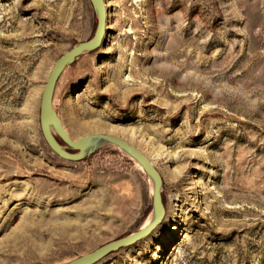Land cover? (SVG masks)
I'll list each match as a JSON object with an SVG mask.
<instances>
[{"label": "rangeland", "instance_id": "1", "mask_svg": "<svg viewBox=\"0 0 264 264\" xmlns=\"http://www.w3.org/2000/svg\"><path fill=\"white\" fill-rule=\"evenodd\" d=\"M105 1L103 45L65 69L53 106L74 141L134 132L166 216L98 264H264V0ZM97 24L89 0H0V264H69L154 216L153 180L124 151L69 162L42 134L51 70Z\"/></svg>", "mask_w": 264, "mask_h": 264}, {"label": "water", "instance_id": "2", "mask_svg": "<svg viewBox=\"0 0 264 264\" xmlns=\"http://www.w3.org/2000/svg\"><path fill=\"white\" fill-rule=\"evenodd\" d=\"M96 12L98 24L94 37L85 43L76 45L70 52L64 54L51 70L48 81L45 85L40 109V124L43 137L49 148L61 159L69 162H82L86 157L91 156L104 144H111L135 160L153 180L154 183V220L145 228L131 234L128 237L111 242L95 252L78 258L69 264H98L110 255L124 249L135 246L143 239L149 237L154 230L163 222L166 216L165 205L162 200L161 190L163 180L153 163L138 149L128 142L105 134L87 135L77 141L72 140L62 126V122L54 109L53 101L57 83L60 76L68 66L85 53H92L101 48L107 32V8L105 0H89ZM57 137L66 145L64 148ZM74 152V153H72Z\"/></svg>", "mask_w": 264, "mask_h": 264}, {"label": "bare ground", "instance_id": "3", "mask_svg": "<svg viewBox=\"0 0 264 264\" xmlns=\"http://www.w3.org/2000/svg\"><path fill=\"white\" fill-rule=\"evenodd\" d=\"M106 8H107V6H106ZM108 133H109V135H112L114 137L115 136L119 137L122 140L123 139L128 140L131 143V145L134 143L135 137H136L134 132L127 131V130H119V129H116V128H114L112 130H109ZM138 149H140V148H138ZM149 160L154 165V162L152 161V159L149 158ZM154 218H155V215L152 217V219L147 220V222H146V224L144 225L143 228L147 227L154 220ZM35 255H37L35 251H30L26 255V258H33V257H35ZM11 257L13 258V256H11Z\"/></svg>", "mask_w": 264, "mask_h": 264}]
</instances>
